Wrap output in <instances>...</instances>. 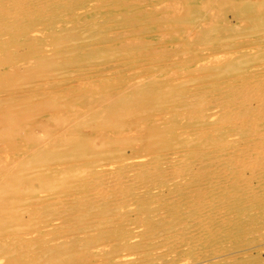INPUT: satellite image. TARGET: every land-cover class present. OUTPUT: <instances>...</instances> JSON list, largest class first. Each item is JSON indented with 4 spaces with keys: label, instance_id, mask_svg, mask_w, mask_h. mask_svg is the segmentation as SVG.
<instances>
[{
    "label": "rangeland",
    "instance_id": "1",
    "mask_svg": "<svg viewBox=\"0 0 264 264\" xmlns=\"http://www.w3.org/2000/svg\"><path fill=\"white\" fill-rule=\"evenodd\" d=\"M0 123V264H264V0H0Z\"/></svg>",
    "mask_w": 264,
    "mask_h": 264
},
{
    "label": "bare ground",
    "instance_id": "2",
    "mask_svg": "<svg viewBox=\"0 0 264 264\" xmlns=\"http://www.w3.org/2000/svg\"><path fill=\"white\" fill-rule=\"evenodd\" d=\"M9 2H10V1H9ZM30 2H31V1H30ZM20 3H22V2H20ZM40 4H41V3H40ZM18 5H19V4H18ZM38 5H39V4H38ZM5 6H6V5H5ZM16 8H17V7H16ZM41 8H42V7H41ZM21 9H23V8H21ZM23 10H24V9H23ZM31 11H32V10H31ZM203 11H204V10H203ZM18 12H19V11H18ZM26 12H27V11H26ZM24 13H25V12H24ZM29 13H30V12H29ZM26 14H27V13H26ZM26 14H25V15H26ZM9 16H10V15H9ZM44 18H45V17H44ZM45 19H46V18H45ZM45 19H44V20H45ZM56 19H57V18H56ZM50 22H51V21H50ZM27 33H28V32H27ZM70 48H71V47H70ZM65 55H66V54H65ZM233 63H234V62H233ZM243 63H244V62H243ZM234 64H235V63H234ZM238 64H239V63H238ZM238 66H239V65H238ZM98 67H99V66H98ZM90 68H91V67H90ZM236 68H237V66H235V65H234V66H233V65H230L229 67L226 68L227 70H225V71H226V72L229 71V70H230V71H235V70H237ZM82 76H83V75H82ZM237 78H238V77H237ZM247 80H248V79H247ZM257 80H258V79H257ZM235 81H236V79H235ZM235 81H234V80H229V81L223 83V84L226 86V87H224V88H228L229 91H232L234 88H235V89H237V88L239 89V87H238L239 85H237V84H236L237 82H235ZM83 83H84V82H83ZM255 84H256V83H255ZM245 86H246V84H245ZM252 86H253V85H252ZM255 86H256V85H255ZM196 87H197V86H196ZM222 87H223V86H222ZM246 87H247V86H246ZM258 87H259V86H258ZM238 89H237V91H238ZM249 89H251V88H249ZM249 89H248V90H249ZM193 90H194V89H193ZM222 90H223V89H222ZM254 90H255V89H254ZM204 91H205V90H204ZM208 91H209V90H208ZM208 91H207V92H208ZM229 91H228V92H229ZM249 91H251V90H249ZM191 92H192V91H191ZM197 92H198V91H197ZM197 92H193L192 95H195L194 93H197ZM202 92H203V91H202ZM232 92H233V91H232ZM239 92H240V91H239ZM239 92H238V93H239ZM181 93H183V92H181ZM188 93H189V92H188ZM188 93H187V94H188ZM198 93H199V92H198ZM200 93H201V92H200ZM247 93H248V92H247ZM251 93H252V92H251ZM254 93H255V92H254ZM187 94H186V95H187ZM209 94H210V93H209ZM232 94H233V93H232ZM249 94H250V93H249ZM179 95H180V94H179ZM186 95H185V96L183 95L180 99H179V98L176 99L174 102H175L176 104H178V105H181V104L184 105L186 101H188V102L190 101V100H188L189 97L186 96ZM198 95H199V94H198ZM198 95H196V96H198ZM223 95H224V94H223ZM241 95H242V94H241ZM250 95H251V94H250ZM189 96H190V95H189ZM196 96H195V97H196ZM203 96H204V95H203ZM235 96H236V95H235ZM235 96H233V97L235 98ZM253 96H254V95H253ZM178 97H179V96H178ZM195 97H194V98H195ZM229 97H231V96H229ZM191 98H192V97H191ZM194 98H193V99H194ZM196 98H197V97H196ZM215 98H216V97H215ZM240 98H242V97H240ZM258 98H259V97H258ZM214 100H215V101H214ZM219 100H220L219 98H217V99H214V98H213V99L210 100V102H213V101H214V102H213V104H212V103H210V104H211V105H214V103H218ZM236 100H237V96H236ZM236 100H235V101H236ZM245 100H246V97H245ZM247 100H248V99H247ZM258 100H259V99H258ZM260 100H261V98H260ZM200 101H201V99H200ZM227 101H228V100L226 99V102H227ZM239 101H240V100H239ZM241 101H242V100H241ZM250 101H251V100H250ZM223 102H225V100H223ZM233 102H234V101H233ZM237 102H238V101H236V104H237ZM246 102H247V101H246ZM246 102H245V103H246ZM192 103H193V102H192ZM203 103H204V102H203ZM238 103H239V102H238ZM242 103H243V101L241 102V104H242ZM247 103H248V102H247ZM249 103H250V102H249ZM258 103H260V102H258ZM172 104H174V103H172ZM206 104H207V103H206ZM224 104H226V103H224ZM241 104H240V106H242ZM261 104H262V102H261ZM197 105H198V104H197ZM218 105H219V104H218ZM229 105H231V104L229 103ZM229 105H228V103L226 104V106H229ZM238 105H239V104H238ZM243 105H246V104H243ZM124 106H125L126 108H124ZM174 106H175V105H174ZM174 106H173V107H174ZM235 106H236V105H235ZM235 106H234V107H235ZM240 106H239V107H240ZM247 106H248V105H247ZM257 106H258V105H257ZM173 107H172V108H173ZM175 107H177V106H175ZM183 107H186V106L184 105ZM193 107H194V106H193ZM242 107L244 108V106H242ZM242 107H241V108H242ZM250 107H251V106H250ZM261 107H262V106H261ZM106 108H107V107H106ZM179 108H180V107H179ZM190 108H191V107H190ZM198 108H199V107H198ZM229 108H230V107H229ZM258 108H259V107H258ZM180 109H181V108H180ZM183 109H184V108H183ZM187 109H188V108H187ZM199 109H201V108H199ZM223 109H224V108H223ZM234 109H235V108H234ZM251 109H252V108H251ZM127 110H128V108H127L126 104H124V103L120 104V106H113V107H110V108H108V110L106 111L107 113H106L105 115H107V116H105V118L101 117V119L99 120V122H100V124H101L102 126H104V127H105L106 125H110L112 120L117 119V118H121L122 115H124V114L126 113ZM177 110H178V109H177ZM191 110H192V109H191ZM261 110H262V109H261ZM129 111H130V108H129ZM129 111H128V112H129ZM186 111H187V110H186ZM199 111H200V112H205L204 110H199ZM222 111H223V110H222ZM245 111H246V110H245ZM195 112H196V111H195ZM123 113H124V114H123ZM130 113H131V112H130ZM189 113H190V112H189ZM196 113H197V112H196ZM175 114H176V113H175ZM179 114H180V113H179ZM192 114H193V113H192ZM126 115H127V114H126ZM137 115H138V114H137ZM177 115H178V114H177ZM199 115H200V114H199ZM199 115H198V116H199ZM98 116H102V113H101V115H98ZM124 116H125V115H124ZM192 116H193V115H192ZM222 116L224 117V115H222ZM9 117H11V116H9ZM13 117H14V116H13ZM11 118H12V117H11ZM21 118H22V117H21ZM60 118H61V117H60ZM102 118H103V119H102ZM162 118H163V117H162ZM178 118H179V117H178ZM219 118H220V117H219ZM12 119H17V118H12ZM18 119H19V117H18ZM22 119L24 120V118H22ZM67 119H68V118H67ZM67 119H66V121H67ZM121 119H122V118H121ZM220 119H221V118H220ZM54 120H55V119H54ZM58 120H59V118H58ZM58 120H57V121H58ZM61 120L63 121L64 119L61 118ZM61 120H60V121H61ZM133 120H134V119H133ZM225 120H226V119H225ZM232 120H233V119H232ZM17 121H18V122H21V121H19V120H17ZM60 121H58V122L60 123ZM86 121H87V120H86ZM90 121H91V120H90ZM90 121H89V122H90ZM237 121H238V119H237ZM53 122H54V121H53ZM58 122H56V123H58ZM84 122H85V121H84ZM84 122H83V123H84ZM134 122H135V121H134ZM218 122H219V121H218ZM218 122H217V124H219ZM222 122L225 124L224 120L220 121V124H221ZM235 122H236V121H235ZM1 123H2V122H1ZM1 123H0V124H1ZM3 123H5V122H3ZM56 123H53V124H56ZM59 123H58V124H59ZM63 123H64V121H63ZM112 123H113V122H112ZM117 123H118V122H117ZM5 124H6V123H5ZM21 124H23V123H21ZM89 124H90V123H89ZM220 124H219V125H220ZM1 125H2V124H1ZM6 125H8V124H6ZM59 125H60V124H59ZM82 125H84V127H87L85 124H82ZM87 125H88V124H87ZM113 125H114V124H113ZM134 125H135V124H134ZM225 125H226V124H225ZM235 125H236V124H235ZM235 125H234V126H235ZM9 126H10V125H9ZM12 126H14V125H12ZM57 126H58V125H57ZM57 126H56V127H57ZM90 126H91V125H90ZM149 126H150V125H149ZM220 126H222V124H221ZM17 127H18V125H17ZM43 127H44V126H43ZM78 127H79V126H78ZM141 127H142V126H141ZM242 127H243V125H242ZM5 128H6V127H5ZM7 128H8V127H7ZM58 128H59V127H58ZM87 128H88V127H87ZM216 128H217V127H216ZM218 128H220V127H218ZM228 128H230V127H228ZM233 128H234V127H233ZM14 129H15V128H14ZM108 129H109V128H108ZM136 129H137V128H136ZM81 130H82V127H81ZM104 130H105V129H104ZM138 130H139V129H138ZM151 130H152V129H151ZM183 130H184V129H183ZM199 130H200V129H199ZM235 130H236V129H235ZM238 130H239V129H238ZM9 131H10V130H9ZM11 131H12V129H11ZM67 131H69V130H67ZM77 131L79 132V130H77ZM77 131L75 130V132H77ZM5 132H7V131H5ZM16 132H17V131H16ZM65 132H66V131H65ZM75 132L73 131L72 133H75ZM251 132H252V131H251ZM8 133H9V132H8ZM8 133H7V135L9 136ZM249 133H250V132H249ZM183 134H184V133H183ZM72 135H73V136H72ZM72 135H71V137H69L70 140H68L67 142H70V143H69L70 146H72L71 143H73V146H74V144H75V145H76V146H75V149H76V152L78 153L79 150H80V148H81L82 146L79 147V146H80V143H77V142H76L77 140H76V138H75V135H74V134H72ZM176 135H177V134H176ZM180 135H181V134H180ZM199 135H201V134H199ZM199 135H198V136H199ZM249 135L252 136V134H249ZM4 136H5V135H4ZM91 136H93V135H91ZM91 136H90V137H91ZM95 136H96V135H94V137H95ZM181 136H182V135H181ZM253 136H254V135H253ZM66 137H67V136H66ZM183 137H185V136H183ZM243 137H244V136H243ZM245 137H246V136H245ZM248 137H249V136H248ZM28 138H31V137L28 136ZM34 138L36 139L37 136L34 137ZM81 138H82V137H81ZM81 138H80V139H81ZM250 138H251V137H250ZM252 138H253V137H252ZM259 138H260V137H258V139H259ZM235 139H238V138H235ZM240 140H241V139H240ZM32 141L34 142L35 140H32ZM32 141H30V142H32ZM36 141H37V140H36ZM186 141H188V140H186ZM243 141H244V140H243ZM25 142L27 143V140H26ZM28 142H29V141H28ZM96 142H97V139H96ZM225 142H226V141H225ZM225 142H223L222 144L224 145ZM227 142H229V141H227ZM227 142H226V143H227ZM248 142H249V141H248ZM254 142H255V141H254ZM256 142H257V141H256ZM84 143H85V142H84ZM84 143H83V144H84ZM249 143H250V142H249ZM258 143H259V142H258ZM95 144H97V143H95ZM64 145H66V144H64ZM187 145H189V144H187ZM223 145H222V146H223ZM225 145H226V144H225ZM62 146H63V145H62ZM66 146H67V145H66ZM66 146H65V147H66ZM70 146H68V147L70 148ZM84 146H86V145H84ZM87 147H88V146H87ZM89 147H90V146H89ZM227 147H228V146H227ZM187 148H188V147H187ZM205 148H207V147H205ZM67 149H68V148H67ZM67 149H66V150H67ZM83 149H85V148H83ZM221 149H222V148H221ZM224 149H225V148H224ZM232 149H233V148H232ZM81 150H82V148H81ZM81 150H80V151H81ZM90 150H91V147H90ZM90 150H88V151H90ZM178 150L180 151V149H178ZM184 150H186V149H184ZM84 151H85V150H84ZM84 151H83V152H84ZM174 151H175V150H174ZM221 151H222V150H221ZM221 151H220L219 153H221ZM230 151H231V150H230ZM68 152H69V151H68ZM86 152H87V150H86ZM177 152H178V151H176V153H177ZM181 152H184V151H181ZM222 152H223V151H222ZM84 153H85V152H84ZM171 153H172V152H171ZM174 153H175V152H173L172 155H173ZM186 153H187V151H186ZM186 153H185V154H186ZM214 153H215V152H214ZM68 154H69V153H68ZM71 154H72V153H71ZM71 154H70V155H71ZM75 154H76V153H75ZM75 154H74V156H75ZM181 154H182V153H181ZM181 154H180V155H181ZM204 154H206V153H204ZM211 154H212V153H211ZM211 154H210V156H211ZM217 154H218V152H217ZM226 154H228V152H226ZM170 155H171V154H170ZM170 155H169V156H170ZM178 155H179V154H178ZM212 155H214V154H212ZM215 155H216V154H215ZM223 155H224V154H223ZM64 156H66V155H64ZM153 156H154V155H153ZM158 156H159V154H158ZM169 156H168V157H169ZM242 156H243V155H242ZM162 157H163V155H162ZM174 157H175V156H174ZM177 157H178V156H177ZM219 157L222 158L223 156H219ZM145 158H147V157H145ZM149 158H150V157H149ZM175 158H176V157H175ZM179 158H180V157H179ZM181 158H183V157H181ZM181 158H180V159H181ZM232 158H233V157H232ZM139 159H140V158H139ZM139 159H137V160H139ZM143 159H144V158H143ZM172 159H173V158H172ZM184 159H186V157H185ZM184 159H183V160H184ZM234 159H235V158H234ZM135 160H136V158H135ZM167 160H168V159H167ZM167 160H166V161H167ZM189 160H190V159H189ZM199 160H200V159H199ZM72 161H73V160H72ZM72 161H71V162H72ZM74 161H75V160H74ZM139 161H140V160H139ZM172 161H173V160H172ZM186 161H187V160H186ZM196 161H197V160H196ZM212 161H213V160H212ZM101 162H102V161H101ZM149 162H151V161H149ZM161 162H162V161H161ZM179 162H180V160H179ZM204 162H206V161H204ZM208 162H209V161H208ZM39 163H40V162H39ZM77 163H78V162H77ZM172 163H173V162H172ZM174 163H175V162H174ZM176 163H177V162H176ZM180 163H181V162H180ZM180 163H179V164H180ZM186 163H187V162H186ZM191 163H192V161H191ZM237 163H238V162H237ZM98 164H99V163H98ZM165 164H166V162H165ZM183 164H184V163H182V165H183ZM194 164H196V163H194ZM67 165H68V164H67ZM169 165H170V164H169ZM180 165H181V164H180ZM48 166H49V165H48ZM55 166H56V165H55ZM74 166H76V165H72V167H74ZM171 166H173V165H171ZM178 166H179V165L177 164L176 166L174 165L173 167L177 168ZM186 166H190V165H186ZM186 166H182V167H186ZM235 166H236V165H235ZM151 167H152V166H151ZM173 167H172V168H173ZM31 168H32V167H31ZM135 168H137V167L135 166ZM143 168H144V167H143ZM172 168H171V169H172ZM178 168L181 169L180 166H179ZM195 168H196V167H195ZM28 169H30V168H28ZM38 169L42 172V170L44 171L46 168H44V169L41 170L40 167H39ZM49 169H50V168H49ZM49 169H47V171H48ZM66 169H67V168H66ZM122 169H123V168H122ZM141 169H142V168H141ZM169 169H170V168H169ZM182 169H184V168H182ZM192 169H193V168H192ZM32 170H33V169H32ZM36 170H37V169H36ZM75 170H76V169H75ZM110 170H111V169H110ZM153 170H154V169H153ZM167 170H168V169H167ZM167 170H166V171H167ZM175 170H176V169H175ZM34 171H35V170H34ZM40 171H37V172H40ZM72 171H73V170H72ZM225 171H226V170H225ZM32 172H33V171H32ZM48 172H49V171H48ZM63 172H65V169H64ZM68 172H70V171H68ZM73 172H74V171H73ZM108 172H109V171H108ZM110 172H111V171H110ZM115 172H116V170H115ZM117 172H118V171H117ZM129 172H130V171H129ZM132 172H133V171H132ZM132 172H131V173H132ZM170 172H171V171H170ZM174 172H175V171H174ZM125 173H127V172H125ZM157 173H158V170H157ZM166 173H167V172H166ZM171 173H172V172H171ZM36 174H37V173H36ZM79 174H80V173H79ZM103 174H104V173H103ZM117 174H118V173H117ZM147 174H148V173H147ZM39 175H40V174H39ZM43 175H44V174H43ZM60 175H61V174H60ZM106 175H107V174H106ZM108 175H109V174H108ZM110 175H111V174H110ZM124 175H125V174H124ZM135 175H136V174H135ZM137 175H138V174H137ZM151 175H152V174H151ZM32 176H33V175H32ZM120 176H121V175H120ZM128 176H129V175H128ZM149 176H150V175H149ZM160 176H161V175H160ZM28 177H29V176H28ZM59 177H60V176H59ZM91 177H92V176H91ZM163 177H164V176H163ZM111 178H113V177H111ZM111 178H110V179H111ZM131 178H132V176H131ZM140 178H142V177H140ZM117 179H118V178H117ZM136 179H137V178H136ZM138 179H139V177H138ZM147 179H148V178H147ZM175 179H176V178H175ZM19 180H20V179H19ZM21 180H22V179H21ZM95 180H96V179H95ZM65 181H66V180H65ZM112 181H113V180H112ZM116 181H117V180H116ZM25 182H26V181H25ZM62 183H63V182H62ZM104 183H105V182H103V184H104ZM109 183H110V182H109ZM117 183H118V182H117ZM26 184H27V186L30 187V182L27 181L25 184H23V183L20 182V185H22V187H23V186L26 187V186H25ZM75 184H76V183H75ZM90 184H91V183H90ZM98 184H99V183H98ZM105 184H107V182H106ZM111 184L113 185V183H111ZM2 186H3V188H4V187H5V188H8L6 185H5V186L2 185ZM95 186H96V185H95ZM107 186H108V185H107ZM109 186H111V185H109ZM3 188H2V189H3ZM12 188H14V187H12ZM94 188H95V187H94ZM98 188H99V187H98ZM106 188H107V187H106ZM110 188H111V187H110ZM10 189H11V188H9L8 190H10ZM1 192H2V191H1ZM94 195H95V194H94ZM74 196H75V194H74ZM86 197H87L88 200H90V196H89V195L83 196V199L86 198ZM92 197H93V194H92ZM62 198H63V197H62ZM65 198H66V197H65ZM71 198H72V197H71ZM76 198H77V196H76ZM76 198H74V199H76ZM93 198H94V197H93ZM93 198H91V200H94ZM96 198H99V197H96V196H95V199H96ZM103 198H104V197H103ZM80 199H81V198H80ZM63 200H64V199H63ZM63 200L61 199V196H56V195H53L52 197H50V198L48 199V201H50V202H51L52 204H54V205H59V206L61 205V208H62V206H63V205H62V204H63V203H62ZM84 200L86 201V199H84ZM96 200H97V199H96ZM0 201H1V199H0ZM67 201H68V200H67ZM65 202H66V201H64V204H65ZM65 205H66V204H65ZM130 205H131V204H130ZM204 206H205V205H204ZM67 210H68V209H67ZM69 211H70V210H69ZM115 211H116V210H115ZM89 212H90V211H89ZM80 213H81V212H80ZM116 213H117V212H116ZM206 213H207V212H206ZM202 215H203V214H202ZM129 225H130V224H129ZM88 229H89V228H88ZM36 243H37V242H36ZM26 248H27V247H26Z\"/></svg>",
    "mask_w": 264,
    "mask_h": 264
}]
</instances>
